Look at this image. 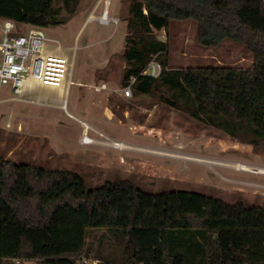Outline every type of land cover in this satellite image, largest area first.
<instances>
[{
	"label": "trees",
	"instance_id": "16d2710c",
	"mask_svg": "<svg viewBox=\"0 0 264 264\" xmlns=\"http://www.w3.org/2000/svg\"><path fill=\"white\" fill-rule=\"evenodd\" d=\"M55 0H0V17L48 27ZM123 86L251 145L264 143V0H131ZM190 21L202 47L245 46L249 66L177 67L167 33ZM158 76L142 74L153 60ZM97 228L93 233L89 229ZM90 235V236H89ZM94 237V239H93ZM264 264V207L129 179L89 187L70 169L0 159V264Z\"/></svg>",
	"mask_w": 264,
	"mask_h": 264
},
{
	"label": "rangeland",
	"instance_id": "374dc122",
	"mask_svg": "<svg viewBox=\"0 0 264 264\" xmlns=\"http://www.w3.org/2000/svg\"><path fill=\"white\" fill-rule=\"evenodd\" d=\"M130 1L110 0L111 20L102 23L98 17L106 0H55L52 23L43 30L75 55L74 83L69 87L66 109L52 97H40L43 90L54 93L56 89L49 86L26 89L21 94L8 86L0 87V159L70 169L89 187L129 179L150 191H196L231 204L264 207V173L234 166L264 167V143L241 142L158 97L123 94ZM93 12L95 17H91ZM16 27L24 33L29 24L16 22ZM2 29L0 17V37ZM156 32L170 41L169 62L173 66H249L252 62L245 46L231 40L218 48L202 47L190 21L173 23L169 33L164 29ZM102 82L108 89L93 88ZM81 121L90 126L88 135L93 142H81L85 130ZM111 140L124 148L114 147ZM95 230L91 228L89 233Z\"/></svg>",
	"mask_w": 264,
	"mask_h": 264
},
{
	"label": "built area",
	"instance_id": "2783aa9c",
	"mask_svg": "<svg viewBox=\"0 0 264 264\" xmlns=\"http://www.w3.org/2000/svg\"><path fill=\"white\" fill-rule=\"evenodd\" d=\"M16 28L14 20L3 19L2 35L0 37V51L2 54L0 60V87L8 86L16 94H21L24 90L34 86L60 88L68 85L69 88L74 83L71 78L74 68V53L63 49L58 40L48 37L42 27L29 24L28 30L24 33H20L19 29ZM161 71L162 64L153 59L142 74L158 76ZM135 79L132 76L128 85L123 86L122 90L125 97L132 96V85ZM93 88L102 91L108 89V85L102 82L99 85H93ZM89 129L90 127L88 128L85 125L81 142L85 141L84 136L88 135ZM88 137L90 136L88 135ZM78 263L102 264V261L94 256L84 255L78 258Z\"/></svg>",
	"mask_w": 264,
	"mask_h": 264
},
{
	"label": "bare ground",
	"instance_id": "6f19581e",
	"mask_svg": "<svg viewBox=\"0 0 264 264\" xmlns=\"http://www.w3.org/2000/svg\"><path fill=\"white\" fill-rule=\"evenodd\" d=\"M108 4H110V0H106V6L104 8V11L101 14V16L98 17L99 19H101L102 22H107V21L111 20V17L109 15V9L107 8ZM91 17H95L94 12L91 14ZM50 88H53V87H50ZM29 89L34 90V89H37V87L34 86V87L29 88ZM53 89H56V90H54V93H46L44 90L41 91L40 97L41 96L42 97H46V98L47 97H49V98L52 97V99H53V101H55V103H57L59 106H62V107L65 108L66 101H67L68 90H69L68 85H66L64 87H60V88H53ZM85 125H87L88 128L90 127L88 124H85ZM84 138H85L84 142H87V143L88 142H93L95 140V139H91L90 137H88V135L84 136ZM110 142H111V145H113L114 147H119L121 145V143L119 141H112L111 140ZM118 144H119V146H118ZM119 148H124V147H119ZM196 159L200 160V161H205V162H208V163H217L214 160H204V159H201V158H196ZM234 166L238 167V168H241L242 170H250V171L256 170V172L264 173V167H260V166L259 167H254V166H251V165H248V164H245V163L244 164L235 163Z\"/></svg>",
	"mask_w": 264,
	"mask_h": 264
},
{
	"label": "crops",
	"instance_id": "0c3cea01",
	"mask_svg": "<svg viewBox=\"0 0 264 264\" xmlns=\"http://www.w3.org/2000/svg\"><path fill=\"white\" fill-rule=\"evenodd\" d=\"M52 18V17H51ZM52 21V20H51ZM82 28L83 27H81V29H80V31L78 32V34L81 32V30H82ZM78 36V35H77ZM76 47V44L72 47V48H75ZM63 48V47H62ZM64 49V48H63ZM71 49V48H70ZM64 109H66V108H64ZM70 115H71V113H70ZM83 124L85 123L84 121H81ZM28 262V261H32V260H26V259H18V260H15V261H11L12 263H10V264H22L23 262ZM42 261V260H41ZM42 264H43V262H42Z\"/></svg>",
	"mask_w": 264,
	"mask_h": 264
}]
</instances>
